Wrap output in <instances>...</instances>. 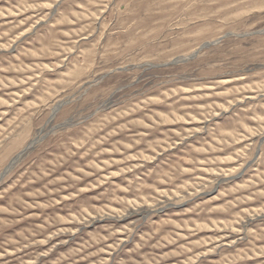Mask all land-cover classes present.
Instances as JSON below:
<instances>
[{"label":"rangeland","instance_id":"1","mask_svg":"<svg viewBox=\"0 0 264 264\" xmlns=\"http://www.w3.org/2000/svg\"><path fill=\"white\" fill-rule=\"evenodd\" d=\"M0 264H264V0H0Z\"/></svg>","mask_w":264,"mask_h":264}]
</instances>
